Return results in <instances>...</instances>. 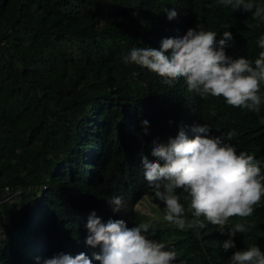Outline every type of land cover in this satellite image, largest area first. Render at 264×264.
Listing matches in <instances>:
<instances>
[{
    "label": "trees",
    "instance_id": "obj_1",
    "mask_svg": "<svg viewBox=\"0 0 264 264\" xmlns=\"http://www.w3.org/2000/svg\"><path fill=\"white\" fill-rule=\"evenodd\" d=\"M172 9L177 17L168 20ZM189 28L216 32L217 41L229 31L224 51L232 59L254 62L264 51V23L214 0H0V264L99 253L100 246L85 243L90 213L129 228L139 222L132 203L153 193L138 179L141 155L155 160L153 142L167 144L189 120L217 133L234 130L231 142L254 155L264 174V109L253 113L211 98L186 107L177 84L170 88L122 60L133 47L159 50L163 39ZM4 185L18 191L4 198ZM116 196L126 207L113 213ZM236 223L247 231L227 251L224 234L200 230L212 264H229L235 251L254 245L264 252V197L251 216L231 217L228 227ZM184 232L174 241L181 256L211 264Z\"/></svg>",
    "mask_w": 264,
    "mask_h": 264
},
{
    "label": "clouds",
    "instance_id": "obj_2",
    "mask_svg": "<svg viewBox=\"0 0 264 264\" xmlns=\"http://www.w3.org/2000/svg\"><path fill=\"white\" fill-rule=\"evenodd\" d=\"M214 1L249 11L254 20L264 23V5L255 0ZM176 17L175 9L167 11L168 20ZM216 36L213 31L189 28L180 38L163 39L159 50L133 47L122 60L157 74L170 88L177 84L186 107L211 98L226 107L259 113L264 109V51L254 62L232 59L224 51L232 34L224 31L219 41ZM258 46L264 49V36ZM141 123L147 134L149 122ZM235 136L234 130L217 133L208 124L189 120L167 144L154 141L150 154L156 159L142 154L144 174L138 177L153 193L137 196L132 209L149 198L158 218L137 210L140 221L129 228L122 219L102 223L93 211L87 219L85 243L100 246V252L91 258L83 252L75 256L61 253L44 259L43 264H93V260L99 264H190L174 243L177 233L187 230L211 263L201 244L200 230L204 228L225 235L220 243L223 250L235 248L233 238L247 229L243 223L228 227L229 219L251 216L264 197V174L254 155L236 149L231 142ZM109 204L113 213L126 207L121 196ZM167 232L170 236H165ZM0 234L4 237L2 228ZM229 264H264V252L257 245L235 251Z\"/></svg>",
    "mask_w": 264,
    "mask_h": 264
},
{
    "label": "rangeland",
    "instance_id": "obj_3",
    "mask_svg": "<svg viewBox=\"0 0 264 264\" xmlns=\"http://www.w3.org/2000/svg\"><path fill=\"white\" fill-rule=\"evenodd\" d=\"M133 209L136 211L140 210L143 212H147L149 215L155 217L156 219L158 218L154 213L153 205H152V202L149 198L145 197V198L141 199L140 201H138L137 203H135L133 205Z\"/></svg>",
    "mask_w": 264,
    "mask_h": 264
},
{
    "label": "built area",
    "instance_id": "obj_4",
    "mask_svg": "<svg viewBox=\"0 0 264 264\" xmlns=\"http://www.w3.org/2000/svg\"><path fill=\"white\" fill-rule=\"evenodd\" d=\"M3 190H4V198H10L12 196L13 193L17 192L18 189H14L11 193L8 192V187L6 185L3 186Z\"/></svg>",
    "mask_w": 264,
    "mask_h": 264
}]
</instances>
